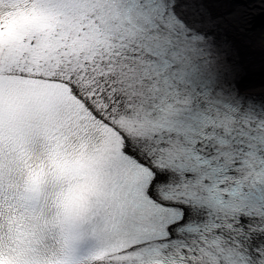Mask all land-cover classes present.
I'll return each mask as SVG.
<instances>
[{
    "label": "snow or ice",
    "instance_id": "6c2138e0",
    "mask_svg": "<svg viewBox=\"0 0 264 264\" xmlns=\"http://www.w3.org/2000/svg\"><path fill=\"white\" fill-rule=\"evenodd\" d=\"M20 15L47 26L0 46V264H264V0Z\"/></svg>",
    "mask_w": 264,
    "mask_h": 264
},
{
    "label": "bare ground",
    "instance_id": "6f19581e",
    "mask_svg": "<svg viewBox=\"0 0 264 264\" xmlns=\"http://www.w3.org/2000/svg\"><path fill=\"white\" fill-rule=\"evenodd\" d=\"M32 30V29H31ZM40 84V95L43 96L45 93L51 95L52 92L58 87L55 84L49 83L47 81L38 82ZM76 194L74 193L72 197Z\"/></svg>",
    "mask_w": 264,
    "mask_h": 264
}]
</instances>
